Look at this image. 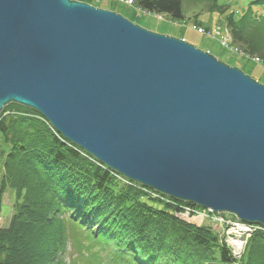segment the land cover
<instances>
[{"label":"water","instance_id":"water-1","mask_svg":"<svg viewBox=\"0 0 264 264\" xmlns=\"http://www.w3.org/2000/svg\"><path fill=\"white\" fill-rule=\"evenodd\" d=\"M10 103L136 184L264 227V84L208 51L82 1L0 0Z\"/></svg>","mask_w":264,"mask_h":264},{"label":"trees","instance_id":"trees-1","mask_svg":"<svg viewBox=\"0 0 264 264\" xmlns=\"http://www.w3.org/2000/svg\"><path fill=\"white\" fill-rule=\"evenodd\" d=\"M229 1L133 0V4L179 21L185 18V4L225 13ZM233 10L240 14L238 19L227 14L234 41L259 55L264 65V0ZM83 152L35 110L16 103L4 107L0 214L6 192L13 195V212L8 225H0V263L65 264L66 233L79 230L86 232L95 248L112 249L111 264H264L263 226L255 224L259 228L236 258L211 226H195L174 214L181 211L180 205L203 208L155 197L146 187L127 184ZM150 200L164 207L158 209Z\"/></svg>","mask_w":264,"mask_h":264},{"label":"rangeland","instance_id":"rangeland-1","mask_svg":"<svg viewBox=\"0 0 264 264\" xmlns=\"http://www.w3.org/2000/svg\"><path fill=\"white\" fill-rule=\"evenodd\" d=\"M229 1L230 5L226 7L225 13L217 11H203L207 9L203 7L202 11L198 8L192 7L190 3L185 4L184 13L185 18L179 21H173L169 18H158L154 13L146 12L138 8L135 4L126 2V0H94L93 6L115 11L135 24L154 31L160 34H169L179 39H183L188 43L195 45L197 48L208 51L215 57L219 58L224 63L235 66L243 70L249 76L255 80L264 84V65L259 61V55H254L243 48L239 43L234 41L232 34L230 33L229 24L227 23V14L232 15L233 18L238 19L240 14L233 10H245V8L253 0H240L232 2ZM223 7H220L223 9ZM227 23V24H226ZM203 28L206 34L198 32V28ZM226 27L228 28L231 48L222 44V37ZM242 49V53L238 49ZM262 58V57H261ZM128 184V183H127ZM154 207L162 209L164 205L156 201H149ZM13 195L6 192L3 199V208L0 214V225L7 226L10 217L13 212ZM181 211H174V214L179 219L193 224L195 226L209 225L222 236L224 244H226L236 258H240L246 249V244L250 236L255 231L252 228L251 232H242L243 246L240 252L235 251V248L230 244L229 241L234 239L236 231L231 228L230 220L231 216L212 215L206 211L196 208L198 213L189 214L187 206L180 205ZM223 219V220H222ZM259 231V230H258ZM257 232V231H256ZM67 242L64 253L65 264H111L112 249H103L99 245L100 249L95 245L92 239L86 232L81 233L79 230L73 233V231L66 233ZM83 255V256H82ZM114 264V263H113ZM116 264H122L118 262Z\"/></svg>","mask_w":264,"mask_h":264},{"label":"built area","instance_id":"built-area-1","mask_svg":"<svg viewBox=\"0 0 264 264\" xmlns=\"http://www.w3.org/2000/svg\"><path fill=\"white\" fill-rule=\"evenodd\" d=\"M126 2H128V3H131V4H133V0H126ZM158 16V18H164L163 17V15H157ZM198 30V32H200V33H202V34H206V32H205V30L203 29V28H198L197 29ZM222 44L223 45H226V46H228V47H230L231 48V40H230V35H229V31H228V28L226 27V29H225V32H224V36L222 37ZM45 120V119H44ZM46 121V120H45ZM48 123V122H47ZM84 153V155L85 156H88V157H90V159H92V160H94V161H96V162H98L95 158H93L92 156H90V155H88L87 153H85V152H83ZM99 163V162H98ZM115 175L119 178V179H121L122 181H124V182H126V183H131L132 181H130V180H128V179H126L125 177H123V176H121V175H119L118 173H116L115 172ZM132 183H134V182H132ZM139 185V184H138ZM141 186V185H140ZM143 187V186H142ZM143 188H145V187H143ZM145 189H148V190H150V191H152L151 193L153 194V196H155V197H159V196H165V195H162V194H160V193H158V192H155V191H153V190H151V189H149V188H145ZM167 196H165L164 198H166ZM169 200H171V198H169V197H167ZM175 204V203H174ZM188 208V210H189V214L191 215V214H196V213H198V211H196L195 209L196 208H191V207H187ZM200 210H203V211H206L207 213H209V214H212V215H217L218 217H221L222 215L224 216V215H227V214H224V213H222V214H220V213H214V212H212V211H210V210H208V209H200ZM223 220V219H222ZM230 222V225H231V228L233 229V230H235L236 231V235H235V237H234V239L235 238H237V237H239L241 240H242V236H241V233L243 232H251L252 230L253 231H255V230H257L258 228H259V226L258 225H255V224H248V223H245V222H242V221H240V220H238L237 218H234V217H232L231 218V220L229 221ZM252 228H254V229H252ZM252 229V230H251ZM233 238H232V240L231 241H233L234 240ZM231 241H229L230 242V244L232 243ZM242 245H243V242H242ZM236 251V250H235ZM237 252H240V251H237Z\"/></svg>","mask_w":264,"mask_h":264},{"label":"bare ground","instance_id":"bare-ground-1","mask_svg":"<svg viewBox=\"0 0 264 264\" xmlns=\"http://www.w3.org/2000/svg\"><path fill=\"white\" fill-rule=\"evenodd\" d=\"M231 242H232L231 243L232 246L235 248L236 251H241L243 245H242V240L239 237L235 238Z\"/></svg>","mask_w":264,"mask_h":264},{"label":"crops","instance_id":"crops-1","mask_svg":"<svg viewBox=\"0 0 264 264\" xmlns=\"http://www.w3.org/2000/svg\"><path fill=\"white\" fill-rule=\"evenodd\" d=\"M238 1H240V0H237V2H238ZM232 2L235 4L236 0H233ZM3 160H4V159H3L2 156L0 155V179H1L2 171H3V166H2V165H3Z\"/></svg>","mask_w":264,"mask_h":264}]
</instances>
